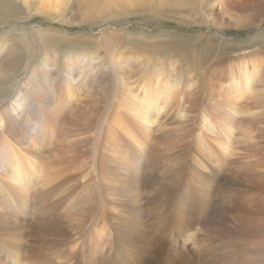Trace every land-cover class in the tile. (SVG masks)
Returning a JSON list of instances; mask_svg holds the SVG:
<instances>
[{
  "label": "bare ground",
  "instance_id": "1",
  "mask_svg": "<svg viewBox=\"0 0 264 264\" xmlns=\"http://www.w3.org/2000/svg\"><path fill=\"white\" fill-rule=\"evenodd\" d=\"M204 1L224 30L264 25V0ZM108 3L84 16L154 0ZM119 33L99 31L102 89L72 59L63 84L33 81L28 63L0 94V264H264V34L218 41L235 53L230 75L169 63L168 76L126 60ZM5 50L18 71L21 53Z\"/></svg>",
  "mask_w": 264,
  "mask_h": 264
},
{
  "label": "rangeland",
  "instance_id": "2",
  "mask_svg": "<svg viewBox=\"0 0 264 264\" xmlns=\"http://www.w3.org/2000/svg\"><path fill=\"white\" fill-rule=\"evenodd\" d=\"M109 1L0 0V48L6 46L4 52L10 51L12 56L19 52L22 58L16 72L10 71L12 59L0 62V94L8 90L13 78L21 84L27 76L28 63L39 71L35 74L38 79L34 78L33 81H40L42 84H63L68 70L64 65L68 60H71L72 74L67 79H72V75L76 77L78 74L77 67L72 63L74 59L80 60L81 66L85 64L89 68L87 71L91 85L94 86L95 83V86L98 85L97 87L102 89L101 81L98 80L103 73V67L99 65L103 66L105 62L104 49L98 43L99 31L102 28L110 33L115 30L120 32L114 39L122 45L121 50L125 51L122 56L126 60V57H147L146 62L149 60L151 64L165 66L164 73L168 76L166 64L169 63L176 71L182 70L184 76H188L193 70L195 75L201 76V68L207 69L215 65H222V68L225 65L222 75H230L232 62L236 60L233 57L235 53H232L231 46L221 45L218 41L228 44L259 39L264 34V25L260 29L249 30H240L243 28L234 26L227 30L219 28L214 25L208 14L214 19H218V16L207 13L204 0H184V6H174L169 0H154L153 4L143 8L124 3L109 8V12L102 17L92 19L84 16V9L105 10ZM231 10L244 13L234 8ZM42 34H49L56 41L51 39L44 42L38 37ZM255 48L258 47L250 50L252 54H255ZM195 55L202 59V63L199 61L198 70L194 67ZM56 58L59 63L58 70L55 69L50 78V70L47 69L51 64L50 60ZM157 66H150V76L156 72ZM33 77L31 75V79ZM167 81L171 83V79L168 78ZM67 83L72 84L69 81ZM6 261L13 262L12 259Z\"/></svg>",
  "mask_w": 264,
  "mask_h": 264
}]
</instances>
